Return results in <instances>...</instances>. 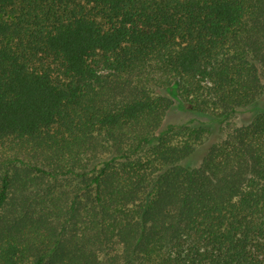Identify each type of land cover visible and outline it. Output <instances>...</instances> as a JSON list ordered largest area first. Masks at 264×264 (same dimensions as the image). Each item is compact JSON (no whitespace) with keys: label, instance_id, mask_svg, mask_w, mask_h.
I'll use <instances>...</instances> for the list:
<instances>
[{"label":"trees","instance_id":"16d2710c","mask_svg":"<svg viewBox=\"0 0 264 264\" xmlns=\"http://www.w3.org/2000/svg\"><path fill=\"white\" fill-rule=\"evenodd\" d=\"M261 97L264 0H0V264H264Z\"/></svg>","mask_w":264,"mask_h":264},{"label":"rangeland","instance_id":"374dc122","mask_svg":"<svg viewBox=\"0 0 264 264\" xmlns=\"http://www.w3.org/2000/svg\"><path fill=\"white\" fill-rule=\"evenodd\" d=\"M164 95L168 96L173 101V107L168 111L163 127L176 126L182 124H193V125H204L211 126L213 130V136L211 140L216 137L217 127L219 126V121L215 118L192 114L184 105H182L180 99L177 97L176 89L166 88L161 91ZM264 110V97L259 98L252 104L249 108L244 110H238L232 119L230 120L236 125H241L247 123L251 117L260 111ZM204 147H199L192 159L189 161L191 165H196L200 163V159L204 152Z\"/></svg>","mask_w":264,"mask_h":264}]
</instances>
